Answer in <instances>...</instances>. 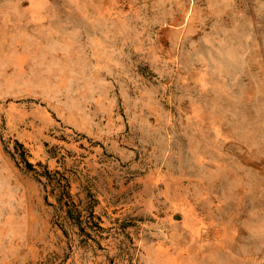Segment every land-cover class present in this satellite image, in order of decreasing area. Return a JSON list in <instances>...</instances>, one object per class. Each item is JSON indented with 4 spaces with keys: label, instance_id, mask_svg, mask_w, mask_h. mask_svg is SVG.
<instances>
[{
    "label": "rangeland",
    "instance_id": "1",
    "mask_svg": "<svg viewBox=\"0 0 264 264\" xmlns=\"http://www.w3.org/2000/svg\"><path fill=\"white\" fill-rule=\"evenodd\" d=\"M263 204L264 0H0V264H212Z\"/></svg>",
    "mask_w": 264,
    "mask_h": 264
},
{
    "label": "crops",
    "instance_id": "2",
    "mask_svg": "<svg viewBox=\"0 0 264 264\" xmlns=\"http://www.w3.org/2000/svg\"><path fill=\"white\" fill-rule=\"evenodd\" d=\"M259 213V215H258ZM245 228L250 242L244 245L230 244L219 237V256L212 257V264H264V204L257 211ZM216 248V245L214 246Z\"/></svg>",
    "mask_w": 264,
    "mask_h": 264
},
{
    "label": "trees",
    "instance_id": "3",
    "mask_svg": "<svg viewBox=\"0 0 264 264\" xmlns=\"http://www.w3.org/2000/svg\"><path fill=\"white\" fill-rule=\"evenodd\" d=\"M27 166H28V168H30L31 167V164L28 163Z\"/></svg>",
    "mask_w": 264,
    "mask_h": 264
}]
</instances>
